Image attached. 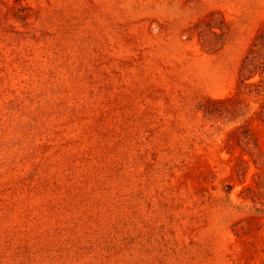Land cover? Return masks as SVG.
I'll return each mask as SVG.
<instances>
[{"label":"rangeland","instance_id":"1","mask_svg":"<svg viewBox=\"0 0 264 264\" xmlns=\"http://www.w3.org/2000/svg\"><path fill=\"white\" fill-rule=\"evenodd\" d=\"M0 264H264V0H0Z\"/></svg>","mask_w":264,"mask_h":264}]
</instances>
